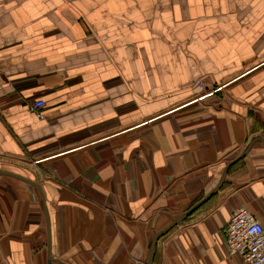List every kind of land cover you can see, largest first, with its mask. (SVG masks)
Here are the masks:
<instances>
[{
    "label": "crops",
    "instance_id": "1",
    "mask_svg": "<svg viewBox=\"0 0 264 264\" xmlns=\"http://www.w3.org/2000/svg\"><path fill=\"white\" fill-rule=\"evenodd\" d=\"M242 206L264 0H0V264H246Z\"/></svg>",
    "mask_w": 264,
    "mask_h": 264
},
{
    "label": "built area",
    "instance_id": "2",
    "mask_svg": "<svg viewBox=\"0 0 264 264\" xmlns=\"http://www.w3.org/2000/svg\"><path fill=\"white\" fill-rule=\"evenodd\" d=\"M44 106L45 101L38 98L31 108L41 115ZM222 240L228 252L241 256L246 264H264V226L246 207H239L232 212Z\"/></svg>",
    "mask_w": 264,
    "mask_h": 264
}]
</instances>
